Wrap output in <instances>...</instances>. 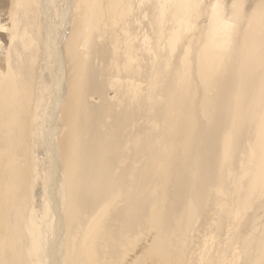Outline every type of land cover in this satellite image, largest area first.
Returning a JSON list of instances; mask_svg holds the SVG:
<instances>
[{
    "label": "bare ground",
    "instance_id": "bare-ground-1",
    "mask_svg": "<svg viewBox=\"0 0 264 264\" xmlns=\"http://www.w3.org/2000/svg\"><path fill=\"white\" fill-rule=\"evenodd\" d=\"M1 13L0 264H264V0Z\"/></svg>",
    "mask_w": 264,
    "mask_h": 264
},
{
    "label": "rangeland",
    "instance_id": "rangeland-1",
    "mask_svg": "<svg viewBox=\"0 0 264 264\" xmlns=\"http://www.w3.org/2000/svg\"><path fill=\"white\" fill-rule=\"evenodd\" d=\"M253 1H254V0H252V2H253ZM257 2H259V1H257ZM255 3H256V2H255ZM3 15H5V13H3V14L1 13V14H0V18H1L0 20H3V17H5V16H3ZM35 212H36V211H35ZM36 213L39 214V212H36ZM36 216H37V215H34L33 217H34V221L37 222V221H39V219H38V218H35ZM140 252H141V251H138L136 255L138 256V254H140ZM25 256H26V257H38V256H39V253H38V251H37V248H36V251H35L34 249H31L29 252H27V253L25 254Z\"/></svg>",
    "mask_w": 264,
    "mask_h": 264
}]
</instances>
